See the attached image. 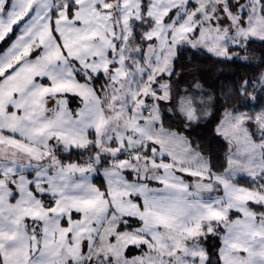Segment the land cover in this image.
Wrapping results in <instances>:
<instances>
[{"label": "snow or ice", "instance_id": "6c2138e0", "mask_svg": "<svg viewBox=\"0 0 264 264\" xmlns=\"http://www.w3.org/2000/svg\"><path fill=\"white\" fill-rule=\"evenodd\" d=\"M0 264H264V0H0Z\"/></svg>", "mask_w": 264, "mask_h": 264}, {"label": "trees", "instance_id": "16d2710c", "mask_svg": "<svg viewBox=\"0 0 264 264\" xmlns=\"http://www.w3.org/2000/svg\"><path fill=\"white\" fill-rule=\"evenodd\" d=\"M184 63L187 65L189 62L187 60L184 61ZM199 63V61H197ZM223 68V73L218 76L219 79H216V84H229L231 77L233 75L239 76L243 74H249L252 73L249 72L247 69L243 68H236L234 66H220ZM217 70L215 68L207 70L206 74L214 73ZM259 107V106H257ZM219 117V113H217V119ZM217 120H212L211 123H208L207 126H200L196 128V130L192 133L193 137L196 140V143H198L202 150L206 153L211 155L214 161L223 159V153H224V145L222 140L217 137L214 133V128Z\"/></svg>", "mask_w": 264, "mask_h": 264}, {"label": "rangeland", "instance_id": "374dc122", "mask_svg": "<svg viewBox=\"0 0 264 264\" xmlns=\"http://www.w3.org/2000/svg\"><path fill=\"white\" fill-rule=\"evenodd\" d=\"M223 72H214V73H210V74H206V79L208 80V82L211 84L213 82H216V77L220 76ZM258 108V107H257Z\"/></svg>", "mask_w": 264, "mask_h": 264}]
</instances>
